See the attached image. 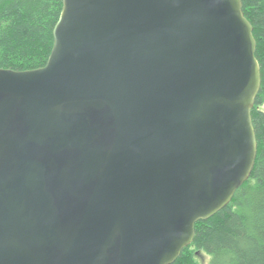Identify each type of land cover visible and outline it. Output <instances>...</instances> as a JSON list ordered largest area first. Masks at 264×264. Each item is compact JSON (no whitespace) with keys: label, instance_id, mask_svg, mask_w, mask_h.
<instances>
[{"label":"water","instance_id":"1","mask_svg":"<svg viewBox=\"0 0 264 264\" xmlns=\"http://www.w3.org/2000/svg\"><path fill=\"white\" fill-rule=\"evenodd\" d=\"M256 47L242 0H62L0 69V264H173L252 174Z\"/></svg>","mask_w":264,"mask_h":264},{"label":"trees","instance_id":"2","mask_svg":"<svg viewBox=\"0 0 264 264\" xmlns=\"http://www.w3.org/2000/svg\"><path fill=\"white\" fill-rule=\"evenodd\" d=\"M253 27L261 87L252 109L257 156L231 202L195 225V237L173 264H264V0H242ZM62 0H0V69L43 67L53 46Z\"/></svg>","mask_w":264,"mask_h":264},{"label":"rangeland","instance_id":"3","mask_svg":"<svg viewBox=\"0 0 264 264\" xmlns=\"http://www.w3.org/2000/svg\"><path fill=\"white\" fill-rule=\"evenodd\" d=\"M206 260H207V258L204 257V259L201 261V264H205Z\"/></svg>","mask_w":264,"mask_h":264}]
</instances>
